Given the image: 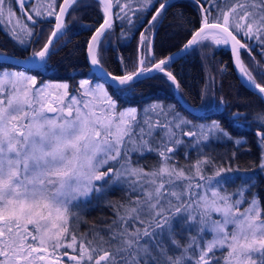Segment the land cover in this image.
Here are the masks:
<instances>
[{"label": "snow or ice", "instance_id": "snow-or-ice-1", "mask_svg": "<svg viewBox=\"0 0 264 264\" xmlns=\"http://www.w3.org/2000/svg\"><path fill=\"white\" fill-rule=\"evenodd\" d=\"M14 2L31 26L17 17ZM97 2L104 20L87 44V57L103 83L83 79L70 95L67 82L40 83L28 74L31 69L0 66V264H264V200L251 192L252 176H230L238 167L218 163L201 150L204 141L231 139L230 134L218 121L184 131L189 122L159 104L121 109L109 91L130 93L153 71L179 87L168 70L171 57L151 63L155 55L148 33L169 6L167 0H156L159 7L154 0H115L118 18L133 26V17L141 19L138 12L155 9L140 35V46L149 52L122 75L107 72L100 53L113 27L114 0ZM193 2L203 14L202 24L184 49L206 40L230 45L245 83L264 99V84L241 60L240 51L251 53V48L238 39L241 34L255 39L264 50V0ZM205 4L217 10L216 17ZM79 6L80 0H0V18L11 24V35L24 51L40 42L42 31L35 26L54 19L46 41L25 58L40 67L57 50L55 41L69 27L66 17ZM255 70L264 78V66L257 62ZM255 119L264 129V111ZM256 136L264 169V131ZM184 137L192 138L189 146L198 149V156L193 161L185 151L189 162L180 164L176 153ZM146 153L158 157L150 167L139 162ZM235 179L243 183L229 192L225 186ZM111 184L126 188V201L109 204L115 217L110 223L80 233L82 221L74 209Z\"/></svg>", "mask_w": 264, "mask_h": 264}, {"label": "trees", "instance_id": "trees-1", "mask_svg": "<svg viewBox=\"0 0 264 264\" xmlns=\"http://www.w3.org/2000/svg\"><path fill=\"white\" fill-rule=\"evenodd\" d=\"M59 1L57 0L58 3ZM125 2L126 0H120L121 4ZM159 2L163 3L164 0H159ZM167 2L169 6L166 11L155 22V27L151 29V32L148 33L149 35L152 33L151 53L155 55V60L151 63L175 51L197 27L203 16L193 0H167ZM201 3L204 4V0H201ZM13 6L16 15L31 26V22L27 21L26 16L21 14L19 5L14 2ZM132 6L138 7L136 3H133ZM156 7H159V3H156ZM27 9H29L28 3L25 4V10ZM112 11L113 27L100 46L102 64L106 71L114 75L124 74L125 71L134 70L138 57L149 52L148 48L140 46V35L149 28L148 21L155 14V9L150 8L138 12L137 15L141 19L136 21L133 17L134 26L128 24L127 19L118 18L116 13L120 12V8L115 4V0ZM103 15V10L97 0H80L78 10L66 17L69 27L66 33L55 41L54 47L57 50L48 59L47 65L32 69L29 73L37 75L38 81L46 78L65 79L71 85H75L78 78L99 79L97 75L92 74L90 66L86 62L84 49L88 36L92 34L95 26L101 23ZM47 20L50 22L38 23L35 26L37 33L42 31V36L39 44L33 43L27 51H24V46L11 37L12 35L8 31L10 27L2 22L3 25L0 24V53L21 58L29 56L33 48L39 49L48 37L51 27H53V18H47ZM241 36L244 43L246 42L249 47H252L251 52L256 57L254 63L248 64L246 55L248 56L249 52L244 50L240 54L241 60L253 71L257 82L264 84V78L259 76L255 70L257 62L264 66V62L260 63L258 56L260 42L257 44V40H255L253 44L246 37ZM31 39L34 41L35 37ZM204 62L207 63V68H204ZM149 64L146 61V66ZM3 65L13 66L1 62L0 66ZM169 65L168 70L173 72L179 83L177 92L181 99L200 111L210 107L205 110L208 113H190L183 108L177 102L172 84L166 81L163 73L156 71L148 75L150 78H142L141 82L136 83L130 93L121 95L110 88L114 98L120 101L118 104L125 106L136 104L139 106L150 100L167 102L171 104V109L180 119L189 122L188 128L202 123L207 126L213 121H218L230 134L231 139L211 138L203 142L201 150L218 163L226 166L231 165L234 168L238 167L239 171L229 173L230 176L244 177L245 179L252 176L255 187L252 188L251 192L257 193L264 200V169L260 168L262 149L256 136L257 130L264 131V129L259 127V122L255 119L257 113L264 111V99L240 83L233 68H231L227 49L220 45L215 46L210 42L193 45L187 53L171 60ZM14 67L18 68L15 65ZM24 69L29 70L28 68ZM162 104L165 105L166 103ZM237 111L243 114L241 118L232 115ZM156 135L159 137L161 133L157 132ZM184 140L186 141L185 146L181 145L176 153V160L180 164L189 162L183 153L187 151L190 157L193 149L196 148L195 146L189 148L188 144L192 141L191 137H185ZM236 140H240L241 143L236 144ZM233 153L236 155L233 156ZM133 159H136V156ZM157 160L158 157L155 154L146 153L140 157L139 162L150 167ZM242 183L241 179H235L234 183L225 187L231 192L230 190L235 191ZM247 195L251 197V193ZM127 196L128 192L123 185L111 184L105 188L103 193H94L87 198L78 209H74L82 221L79 224V232L87 233L93 225L102 228L106 223H110L115 217L113 208L109 204L123 203ZM181 242L184 243L185 241L182 240Z\"/></svg>", "mask_w": 264, "mask_h": 264}, {"label": "water", "instance_id": "water-1", "mask_svg": "<svg viewBox=\"0 0 264 264\" xmlns=\"http://www.w3.org/2000/svg\"><path fill=\"white\" fill-rule=\"evenodd\" d=\"M62 2H63V0H60L59 3H62ZM112 13H113V11H112ZM103 20H104V15H103V18H102V20H101V23L103 22ZM210 22H211V21H210ZM54 23H55V21H54V19H53V22H52L53 27H54ZM201 24H202V21H201V22L197 25V27H196V28H195V29H194V30H193V31L187 36L186 40H185V41H184L179 47H177V49H176L175 51L168 53L166 56H164V57H162V58H160V59H164V58H166V57H171V59L169 60V62H170L171 60L177 59L179 56H181V55L185 54L186 52H188V50H189L192 46H191L190 48H188V49H184V45L188 42L189 39H191L193 33H195V32L201 27ZM99 25H100V23H99L98 25L95 26V28H94L93 31L91 32L92 34H91L90 36H88L84 51H85V55H86V57H85V58H86V62H87V64L90 66L89 68H90V70L92 71V74L97 75L98 78L100 79V77L102 76V74L96 72L94 66L91 65V63H90V61H89V59H88V57H87V44H88L89 40L91 39V36L94 34L95 29H96L97 27H99ZM53 27L51 28V30L53 29ZM50 32H51V31H50ZM49 35H50V33H49ZM150 36L152 37V33H150ZM46 39H47V38H46ZM46 39H45V41H46ZM45 41H44V42H45ZM151 42H152V41H151ZM226 47H227V50H228V53H229V58H230V60H231V68H233L236 78H238V80L240 81V83L243 84L246 88H249L252 92L257 93V90H253L252 88H250V87L245 83L244 78L242 77V74L240 73L239 68H238V66H237V64H236V62H235V57H234L233 52H232V50H231V46H230V45H226ZM0 54H2V55H0V63H1V62H4V63H8L9 65H15V66H18V68H28V69H31V70H32V69H35V68H38V67H35V66H33V65H29V64L26 63L25 58L28 57V56L18 58V56H13V55L9 56V55L4 54V53H0ZM160 59H157V61H154L153 63L158 62ZM147 66H150V64L147 65ZM40 67H41V66H40ZM107 72H108V71H107ZM154 72H155V71H153L152 73H154ZM152 73H150V74H152ZM116 75H122V74H116ZM148 75H149V74H146V76H148ZM164 76H165V75H164ZM165 79H166L167 82H171V83H172L173 88H174V91H175V89H176V84H174L172 81L168 80V78H167L166 76H165ZM100 80L103 81V79H100ZM103 82H104V81H103ZM174 94H175V96H176L177 101L182 105L183 108H185V109H186L187 111H189V112H191V111H195L194 107H192V106L190 107L186 102H184V101L178 96V94H177L176 92H174ZM259 96H260V95H259Z\"/></svg>", "mask_w": 264, "mask_h": 264}, {"label": "rangeland", "instance_id": "rangeland-1", "mask_svg": "<svg viewBox=\"0 0 264 264\" xmlns=\"http://www.w3.org/2000/svg\"><path fill=\"white\" fill-rule=\"evenodd\" d=\"M29 5V8H30V4H28ZM13 6V5H12ZM14 7V6H13ZM17 17H20V16H17ZM21 18V17H20ZM2 22H5L6 23V26L7 27H10V29L8 30L9 31V33H11V28H12V26H11V24H9L8 22H7V20L6 19H4V18H0V24H2L3 25V23ZM5 27V26H4ZM50 33V32H49ZM11 36V35H10ZM12 37V36H11ZM204 42H206V43H208V42H210V43H212L213 45H215L212 41H210V40H206V41H204ZM201 44V43H200ZM215 46H218V45H215ZM222 46H224V45H222ZM204 68H207V63L206 62H204ZM4 69H7V70H11V71H27L26 69H24V68H22V69H19V68H17V67H14V66H11V67H9L8 65L7 66H5V65H3L2 66ZM28 74H30V75H32L31 73H29L28 72ZM33 75H35V74H33ZM36 77H37V75H35ZM37 79H38V77H37ZM85 79H90V78H85ZM81 80H83L82 78H78V80L75 82V85H71L70 83H68L67 82V80H61V79H51V78H46V79H43V80H39V82L40 83H64V82H67L69 85H70V87H69V93H70V95H75L76 94V92L74 91L76 88H78L79 87V82L81 81ZM90 80H92V79H90ZM93 81H96V82H101L102 83V81L101 80H99V79H95V80H93ZM171 84V83H170ZM106 87H107V85H106ZM173 87V86H172ZM173 89V88H172ZM109 91H110V93H112L111 92V90H110V88H109ZM173 92H176V93H178L177 92V87H176V89H175V91H174V89H173ZM175 95V94H174ZM179 96V95H178ZM113 97H114V95H113ZM176 97V96H175ZM180 97V96H179ZM181 98V97H180ZM115 99V98H114ZM162 101L161 100H150L149 102H143L142 103V105H136V104H128L127 106H125V105H120V104H118L119 105V107L121 108V109H123V108H131V107H135V108H138V109H144L146 106H148V105H152V104H159V105H162V106H164V108H165V110H168V108L169 107H171V104H169V103H167V102H162V103H166L165 105H163L162 103H161ZM178 102V101H177ZM117 103H120V101H118L117 100ZM210 108V107H209ZM208 107L207 108H204L203 110H198L197 108H195V111H197V112H200V113H203V114H205V113H208V111H205V110H207V109H209ZM195 111H191L192 113H196ZM189 112V111H188ZM190 112V113H191ZM180 118V117H179ZM153 119H155V117H153ZM201 125H204V123H202V124H198V125H196V126H192V128H185L184 129V131H191V130H196V128H198V126H201ZM205 126V125H204ZM185 138V137H184ZM191 142H189V144H190ZM188 144V145H189ZM188 145H186V146H188ZM183 146H185V144L183 145ZM192 147V146H191ZM190 146H189V148H191ZM185 150H186V147H185ZM194 151H193V153L191 154V156H190V158H191V160H195L196 158H197V156H198V150H197V148H194L193 149ZM184 154V153H183ZM185 157V156H184ZM231 192H234V190L232 189V190H230ZM250 198V197H249ZM245 207L247 206V205H244ZM213 218L214 219H219V215L218 214H216V213H213ZM210 238V237H209ZM69 251V253L71 254V250H68ZM66 259V258H65ZM66 264H67V260H66Z\"/></svg>", "mask_w": 264, "mask_h": 264}, {"label": "flooded vegetation", "instance_id": "flooded-vegetation-1", "mask_svg": "<svg viewBox=\"0 0 264 264\" xmlns=\"http://www.w3.org/2000/svg\"><path fill=\"white\" fill-rule=\"evenodd\" d=\"M205 7H211V5L205 4ZM217 14H218V13H217V10H216L214 7H211V17L214 18V17L217 16ZM201 19H202V17H201ZM210 21H211V20H210ZM241 35H242V34H241ZM241 35L238 36V39H240L241 42L244 43L243 38H242ZM241 38H242V39H241ZM247 40H248L249 42L253 43V44L255 43V39L249 40V39L247 38ZM258 43H259V41H257V44H258ZM245 44H247V43L245 42ZM218 46H219V45H218ZM220 46H222V45H220ZM222 47H224V48L227 49L226 45H224V46H222ZM250 48H252V47H250ZM227 51H228V50H227ZM242 51H244V49H242V50L240 51V54H241ZM245 52H247V50H245ZM258 56H259V59H260V63L264 62V50H262V46H261V44L258 45ZM246 57H247V60L249 61L248 64L254 63L255 58H256V57H254V55H253L252 52L249 53L248 56L246 55Z\"/></svg>", "mask_w": 264, "mask_h": 264}]
</instances>
